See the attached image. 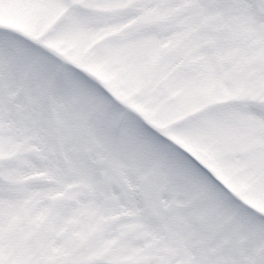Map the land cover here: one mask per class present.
I'll use <instances>...</instances> for the list:
<instances>
[{"label":"snow or ice","instance_id":"snow-or-ice-1","mask_svg":"<svg viewBox=\"0 0 264 264\" xmlns=\"http://www.w3.org/2000/svg\"><path fill=\"white\" fill-rule=\"evenodd\" d=\"M0 264H264V0H0Z\"/></svg>","mask_w":264,"mask_h":264}]
</instances>
